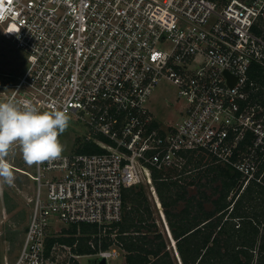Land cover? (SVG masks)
I'll return each instance as SVG.
<instances>
[{"label": "built area", "instance_id": "obj_1", "mask_svg": "<svg viewBox=\"0 0 264 264\" xmlns=\"http://www.w3.org/2000/svg\"><path fill=\"white\" fill-rule=\"evenodd\" d=\"M0 3L12 8L0 34L24 61L11 83L0 84V101L66 108L83 124V140L99 148L26 173L35 187L23 239L14 260L4 257L3 264L116 258L121 245L113 240L102 248V238L121 219L123 190L139 185L169 235L154 179L187 174L188 156L200 151L239 173L231 193L249 184L264 188V86L248 77L251 64L264 67V0ZM10 25L19 33H6ZM162 80L177 89L175 122L158 120L146 104ZM81 224L96 230L80 242ZM71 225L75 234L65 229ZM257 227L264 233V221ZM71 236L72 243L62 240ZM81 244L92 251L79 253Z\"/></svg>", "mask_w": 264, "mask_h": 264}, {"label": "trees", "instance_id": "obj_2", "mask_svg": "<svg viewBox=\"0 0 264 264\" xmlns=\"http://www.w3.org/2000/svg\"><path fill=\"white\" fill-rule=\"evenodd\" d=\"M248 77L264 86V67L251 64ZM78 150L97 152L99 148L87 143ZM205 156L211 159L206 153ZM203 158L204 155L188 156L183 168V172L189 171L186 177L154 179L175 240L178 260L181 264H264V233L259 234L257 227L264 221V188L249 184L242 192L236 190L230 195L239 173L222 165L201 170ZM191 166L198 169L194 176ZM214 182L217 184L212 186ZM189 186H196L195 194L188 195ZM205 187L211 191L206 193L201 189ZM179 201H182V207L173 209ZM205 203H209V207H205ZM151 213L146 193L140 185L125 188L121 219L110 225V229L115 230L114 237H110L112 231L108 230L102 238V248L111 246L113 240L119 243L124 251V260L120 264H177ZM95 230V225L81 224L78 239L80 242L86 240V234ZM67 231L75 234L76 226H69ZM74 239L71 236L62 240L72 243ZM77 251L90 253L92 250L81 244Z\"/></svg>", "mask_w": 264, "mask_h": 264}, {"label": "rangeland", "instance_id": "obj_3", "mask_svg": "<svg viewBox=\"0 0 264 264\" xmlns=\"http://www.w3.org/2000/svg\"><path fill=\"white\" fill-rule=\"evenodd\" d=\"M159 46L163 49L167 48L165 44H160ZM23 67L24 61L20 51L14 47L10 37H4L0 34V84L11 83L22 72ZM176 96V87L171 82L162 80L152 89L146 104L148 109L158 120L175 122L181 116V113L179 112L180 102L176 100ZM69 117V127L59 136V140L64 146L62 155H68L74 151H79L78 149L80 146L85 147L87 145L83 140V137L87 134L83 124H81V122H79L73 115H69ZM196 155L198 157L204 155V162L203 166H201V170L216 165L212 163L211 159L205 156V152L200 151ZM7 159L13 168L15 180L12 185L0 182V264H3L4 257L7 258L8 262H12L17 255L23 239V230L29 213V199L33 194V188L35 187V184L26 174L35 173V164L29 166L25 163L18 146L12 148ZM192 171L194 176L198 172V169L192 167ZM173 176V173L168 174V179H177ZM183 176L186 177L185 174L181 177ZM203 181L204 180H201L200 182L203 183ZM216 184L217 182H214L212 183V186ZM140 186L145 191V188L142 185ZM201 189H205L206 193L211 191L208 187ZM187 191L188 195L195 194L196 186H189ZM44 192L45 188L42 187V196H44ZM231 194L232 193H230V195ZM148 202L152 212L151 218L154 220L156 227L167 242V247L175 258L174 251L170 245V240L163 229L159 216L149 199ZM6 203H8V205H6ZM181 207L182 201H179L173 209L177 210ZM205 207H209V203H205ZM66 227L65 229L69 228ZM110 228L111 226L107 228L106 231L110 230L114 233L115 230H111ZM123 256L124 252L119 251V255L116 258L108 259L106 264H120L124 259ZM88 260L89 258L86 256L78 258L79 264H88Z\"/></svg>", "mask_w": 264, "mask_h": 264}, {"label": "clouds", "instance_id": "obj_4", "mask_svg": "<svg viewBox=\"0 0 264 264\" xmlns=\"http://www.w3.org/2000/svg\"><path fill=\"white\" fill-rule=\"evenodd\" d=\"M12 8L0 3V23L11 14ZM6 33H19L9 26ZM67 109L40 111L33 103L14 97L0 101V182L12 185L15 180L13 168L7 159L14 146H18L22 158L29 166L59 159L64 146L59 136L69 127Z\"/></svg>", "mask_w": 264, "mask_h": 264}, {"label": "water", "instance_id": "obj_5", "mask_svg": "<svg viewBox=\"0 0 264 264\" xmlns=\"http://www.w3.org/2000/svg\"><path fill=\"white\" fill-rule=\"evenodd\" d=\"M235 81V78H231L230 79V84H233V82ZM175 258L179 264V260L176 256V253H175ZM88 264H106V260L104 258H99V259H89L88 260Z\"/></svg>", "mask_w": 264, "mask_h": 264}, {"label": "crops", "instance_id": "obj_6", "mask_svg": "<svg viewBox=\"0 0 264 264\" xmlns=\"http://www.w3.org/2000/svg\"><path fill=\"white\" fill-rule=\"evenodd\" d=\"M167 221V220H166ZM167 227H168V223H167ZM168 233H169V235L167 234V232H166V234H167V236H168V238H169V240H170V245H171V247H172V249H173V251H174V254L176 253V255H177V252H176V250H175V247H174V243H173V238H172V236H171V233H170V229H169V227H168ZM124 258V257H123ZM124 260V259H123ZM123 260L121 261V263L123 262Z\"/></svg>", "mask_w": 264, "mask_h": 264}, {"label": "bare ground", "instance_id": "obj_7", "mask_svg": "<svg viewBox=\"0 0 264 264\" xmlns=\"http://www.w3.org/2000/svg\"><path fill=\"white\" fill-rule=\"evenodd\" d=\"M176 256H177V258H178V255H176ZM178 259H179V258H178ZM179 264H181V263H180V260H179Z\"/></svg>", "mask_w": 264, "mask_h": 264}, {"label": "flooded vegetation", "instance_id": "obj_8", "mask_svg": "<svg viewBox=\"0 0 264 264\" xmlns=\"http://www.w3.org/2000/svg\"><path fill=\"white\" fill-rule=\"evenodd\" d=\"M173 241H174V244H175V240L173 239Z\"/></svg>", "mask_w": 264, "mask_h": 264}]
</instances>
